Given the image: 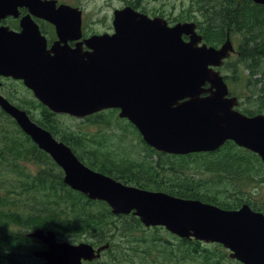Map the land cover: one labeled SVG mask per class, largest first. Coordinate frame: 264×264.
I'll return each mask as SVG.
<instances>
[{
	"label": "water",
	"instance_id": "obj_1",
	"mask_svg": "<svg viewBox=\"0 0 264 264\" xmlns=\"http://www.w3.org/2000/svg\"><path fill=\"white\" fill-rule=\"evenodd\" d=\"M22 1L0 0V21L17 17ZM253 1L264 6V0ZM25 6L55 24L63 42L72 26L81 30L78 9L55 8L54 2L41 0ZM112 24L113 34L89 39L92 52L88 53L61 42L47 51L38 27L30 31L23 26L17 36L0 29V77L22 80L55 114L85 119L118 110L119 118L128 120L143 141L160 153H213L233 142L257 154L264 164V115L248 116L238 110V97L230 95L217 70L236 52L229 32L220 47L209 46L195 22L170 26L162 17L151 18L131 7L115 10ZM0 107L63 170L68 187L93 201L106 202L112 214H133L146 228L163 227L181 239L220 244L241 264H264L262 213L248 205L225 210L126 185L84 165L69 146L1 95ZM30 236L48 246L46 251L34 252L44 264H87L110 248L109 244L96 249L87 243L59 242L54 232L40 229Z\"/></svg>",
	"mask_w": 264,
	"mask_h": 264
},
{
	"label": "trees",
	"instance_id": "obj_2",
	"mask_svg": "<svg viewBox=\"0 0 264 264\" xmlns=\"http://www.w3.org/2000/svg\"><path fill=\"white\" fill-rule=\"evenodd\" d=\"M220 10L224 14L235 11L236 17H176L170 23L194 20L209 46H221L228 32L232 39L240 40L236 59L231 57L225 62L229 74L224 79L229 87H234L231 95H235V89L245 90L238 96V110L248 116L264 115V7L254 2L250 5L242 2L239 6L236 3L221 5ZM246 70L250 75L245 74ZM259 75L261 77L257 78ZM42 112V117L33 120L70 146L79 158L86 150L78 144L90 142L97 146L89 151L104 155L103 168L107 164H117L120 169L121 164L127 166L129 171L126 173L112 175L125 184L199 200L226 210L235 209L245 199L250 205L255 204L235 183L254 189L258 188L256 184H264V166L260 157L233 142H227L213 153L173 156L148 147L130 122L117 117V110L86 118L85 121L92 126L104 125V130L91 135L86 130L77 131L79 126L73 132L64 130L61 124L56 134L54 113L44 106ZM101 117L103 121L97 120ZM125 140L129 145L119 146L118 153L114 154L115 145ZM154 156L158 160H152ZM24 164L33 165L35 170L27 169ZM230 186L236 192L229 191ZM114 217L105 202L93 201L69 188L64 183L63 171L54 160L25 135L10 116L0 111V255L8 254L14 258L26 253L30 255V250L37 245L29 247L32 240L22 230L34 232L42 229L54 231L58 239L73 242L85 239L95 248L109 244L110 248L95 264H135L136 256L144 257L148 262L152 255L153 264H159L156 259L160 253L167 254V264H182L185 259L201 260L203 264H238L230 261L229 253L220 245L204 247L195 239H178L175 248L172 242L157 238V232L147 229L139 218L131 215L125 217L129 220L117 224L114 219L118 218ZM15 226L20 228L18 232L13 231ZM154 228L159 230L161 227ZM139 231L143 234L131 241L126 240L128 245L123 247L127 252L122 253L115 238L122 235L127 239ZM18 261L9 263L19 264Z\"/></svg>",
	"mask_w": 264,
	"mask_h": 264
},
{
	"label": "flooded vegetation",
	"instance_id": "obj_3",
	"mask_svg": "<svg viewBox=\"0 0 264 264\" xmlns=\"http://www.w3.org/2000/svg\"><path fill=\"white\" fill-rule=\"evenodd\" d=\"M29 1L28 0L22 1L23 6L18 8V16L17 17L14 15H9V16L4 17L0 21V29L6 30V32H11L13 34H16L14 36H17L23 32V30H24L23 26H25L27 29H30V31H33V30H35L36 27H38V30H39L41 36L45 39L46 49L49 52L52 50L53 46L55 44H57L58 42H61V46L67 45L71 49H76L77 47L78 48L82 47L83 52H86V53L92 52V49L88 45L89 39H91L93 36L105 34V33H103V30L102 31H95V30L91 29V22L87 19V17H84L85 12L80 6H78L77 0H74V2H67V0H41L43 2H54L55 8H59L62 5H66V6H70V7L74 8V9H78L82 12L81 30L77 31L76 27L74 26V28H72L73 27L72 26L70 29L71 31L67 34V41L63 42L60 40V37L58 35V31H57V27L55 24H53L50 20H48L44 17H37V16L31 14L29 8L25 5L29 4V3H34V0H31V2H29ZM143 1L144 0H134V1L132 0V1L127 2L126 3L127 5L125 7L121 8V9H116V10H122L124 8L131 7L136 12H138L140 14L147 15L148 17H162V18L163 17H170V16H165L162 13H156L155 11L152 13V16L148 15L150 10L147 7L142 6ZM242 2H244L245 5H250V3L254 2V1L253 0H182L181 4L186 3L187 7L181 6L179 13L175 17H236L234 14L235 11H231V12L227 11L224 14L223 12H221L220 6L225 5V4L230 6V4L233 5L234 3H236L239 6ZM260 6L264 7L263 5H260ZM26 16H30V17H26ZM113 17H114V15H113ZM168 23L170 26L177 24V23L172 24L169 21H168ZM36 30H37V28H36ZM113 33H114V31L112 33H108V34H113ZM184 39L186 41H188L189 37L184 36ZM223 67L224 66H222L221 68H219L217 70H219L222 73ZM0 83H1L0 95L3 96L6 100H8L14 106L25 111L29 115L31 120L37 119V118H40L43 116V112H42V106L43 105L35 98L33 92L30 91L24 85V82L22 80H16L12 77H0ZM16 84H20L23 87L22 95H20V92L15 89L14 85H16ZM229 89H230V87H229ZM230 95H231V93H230ZM0 111H2L1 108H0ZM49 112H51V111L49 110ZM59 116H67V117L73 118L72 116L67 115V114H55L54 113V116L52 118L56 119L55 123L53 124L55 127L56 134L59 132V129H58V125L60 124V122L58 120ZM34 122H36V121H34ZM78 146L82 147L83 149L86 150V151L81 152V158H79L77 156V154L73 151V149L70 146L69 147L72 149L74 154L77 156V158L84 165H86L87 167H89L91 170H93L95 172H98V173H101L103 175L114 178L113 176L115 174H124V173H126L125 171H129V168L123 164H121V169H123V170H121L117 164H107L106 168H103L104 155L101 152L89 151L94 146H97V144L90 143V142H82V143H79ZM263 166H264V164H263ZM263 172H264V170H263ZM255 196H256V194H253V193H251V195L248 196L249 199H251V201H253L255 204L250 205L248 200L245 199V200L240 202L239 206H235L236 207L235 209H230V210H239L243 205H248L253 212L262 213L264 215V202L259 201L258 198H256ZM131 215H133V214H131ZM131 215H129V216H131ZM30 233H31V231L28 232L27 234H25V236L28 237V235ZM29 239L32 240L30 242L29 247H33V246L35 247L37 245L35 249L30 250L31 256L28 253H26V254L18 257V258H14L8 254L7 255H0V264H10L9 262L11 260H19L18 261V262H20L19 264H44L45 260L35 256L34 252L46 251V250H48V246L44 242L39 241L37 239H31V238H29ZM183 240H187V239H183ZM189 240H191V239H189ZM58 241L62 242L61 239H58ZM201 243H204V242H201ZM213 245H215V244H213ZM216 245H220V244H216ZM220 246H222V245H220ZM227 252L230 254V252L228 250H227ZM229 258H230V256H229ZM231 260L236 261L234 259H231ZM184 261H186V259ZM94 262L87 263V264H95ZM236 262L238 264H241L238 261H236Z\"/></svg>",
	"mask_w": 264,
	"mask_h": 264
},
{
	"label": "rangeland",
	"instance_id": "obj_4",
	"mask_svg": "<svg viewBox=\"0 0 264 264\" xmlns=\"http://www.w3.org/2000/svg\"><path fill=\"white\" fill-rule=\"evenodd\" d=\"M77 1H78L77 2L78 6H80L85 12V16L84 17H87V19L91 22V29H93L95 31H102L103 30V33H112L114 31L113 24H112L113 18H114L113 17V12L116 9H121V8L125 7L127 5L126 3L129 2V1H132V0H77ZM67 2H74V0H67ZM181 2H182V0H144L143 3H142V6L143 7H147L150 10L148 15L152 16V13L154 11L156 13H162L165 16H170V17H163V18H165L166 20L171 22V21L175 20V18H176L175 16L179 13L181 6L187 7L186 3L185 4H181ZM151 18H153V17H151ZM189 22H191V21H189ZM232 40H233V43H234V45L236 47V50H237V48H238V46L240 44V40H238L237 38L236 39H232ZM232 59H236V54H234L232 56ZM228 67H225V65L223 67L222 74L224 76L229 74V72H227L228 70L226 71V69ZM245 74L246 75H250L249 70H246ZM230 75H231L230 77H232L231 73H230ZM256 77L259 78L261 76L259 75V76H256ZM230 81L233 82V80H230ZM14 87H15L16 90H18L20 92V95H22L23 87L20 84H16V85H14ZM233 89H234V87L230 86V92H231V90L233 91ZM235 91H236L235 95L238 97L240 95V93L244 92L245 90L244 89L243 90L235 89ZM235 95H233V96H235ZM58 120H59L60 124L63 125V127H64L63 129L64 130H69L70 132H73L77 126H79L78 130L76 128L77 131L80 132V131H85L86 130V132H88L89 135L95 134V133L99 132L100 130H104V125H101V126L94 125V126H92L87 121H85L86 119H76V118H70V117H67V116H59ZM97 120L103 121V117L98 118ZM106 131H108V130H106ZM122 145H129V142L125 140V142L122 143V144H119V143L116 144L115 148L113 149V153L117 154L119 146H122ZM133 145H137V143L133 142ZM97 148H99V147H97ZM97 148H94V149H97ZM152 160H158V157L154 156L152 158ZM24 165H25V167L27 169L35 170L33 165H30V164L29 165L28 164H24ZM260 184L261 183L256 184V186L258 187L256 189H254L253 187H247L243 183H235V186L236 187H240V189H241V191L243 192L244 195L250 196L251 193L256 194L255 197L258 198L259 201L264 202V184H262L261 186H260ZM233 188H234L233 186H230L229 187V191H233L234 192L235 189H233ZM229 198L232 200L233 196L230 195ZM120 216L114 217V218H118V220L114 219L115 223H117V224L121 223L122 224L123 222L129 220V218L125 219V217H128V216H123V217H120ZM125 227H127V226H125ZM157 228H159V227H157ZM12 229H13V231H16V232H18L20 230V228H18L16 226L13 227ZM147 229H149V228H147ZM22 231L24 232V234H27L29 232V231L25 232V230H22ZM152 231L157 232V235H156L157 238H160L161 240L166 241V243H169V241H170V242H172V244H173V246L175 248L178 247L177 246L178 245V241L177 240L179 238H175L176 236L172 237V235L169 234L168 231L165 228L161 227L159 230H155V228H152ZM140 234L142 235L143 233L141 231L135 232V233L132 234V236H129V237L127 236L126 237L127 239L123 238V236L121 235L118 238H115V243H117V244L120 243L121 246H119V247H120V251H122V253H124L123 251L127 252V248L123 247V246L128 245L126 240H130L131 241L132 239H135V238L139 237ZM149 234H151V233H149ZM61 240L63 242L67 241V242H70V243H73V244H78V243H81V242H87L85 239H82L81 241H78V242H73L70 239L72 241L71 242L70 240L63 239V238ZM202 244H203L204 247L214 246L213 244H205V243H202ZM134 246H135V243H134L133 247ZM26 251H28V250H26ZM138 253L140 254L141 251H138ZM166 256H167V254L163 255L162 253H160L158 259H156V260L159 262V264H167V261H166L167 258H165ZM105 258L106 257L104 255L103 256V260ZM135 258H136L135 264H153L154 260H155L153 255L148 258V262H146L144 257L140 258L139 256H136ZM230 261L232 263H234V261H232V260H230ZM109 262L110 261L108 260V263ZM182 264H203V263L201 262V260H196V261H194V260H186V261H183Z\"/></svg>",
	"mask_w": 264,
	"mask_h": 264
},
{
	"label": "bare ground",
	"instance_id": "obj_5",
	"mask_svg": "<svg viewBox=\"0 0 264 264\" xmlns=\"http://www.w3.org/2000/svg\"><path fill=\"white\" fill-rule=\"evenodd\" d=\"M57 129V128H56ZM145 190V189H144ZM147 191H150V190H147ZM153 192H159V191H153ZM179 198V197H178ZM104 203V202H103ZM39 230V229H38ZM40 230H42V229H40ZM45 231V230H44ZM35 232V231H34ZM34 232H31L29 235H28V237L29 238H31V239H36V238H33V237H31L30 235L32 234V233H34ZM45 232H54V231H45ZM55 233V232H54ZM56 234V233H55ZM57 236V235H56ZM57 239H58V237H57ZM38 240V239H37ZM40 241V240H39ZM63 242V241H62ZM64 242H67V241H64ZM81 243H86V242H81ZM80 244V243H79ZM87 244H89V243H87ZM91 245V244H90ZM94 247V246H93ZM95 248V247H94Z\"/></svg>",
	"mask_w": 264,
	"mask_h": 264
}]
</instances>
